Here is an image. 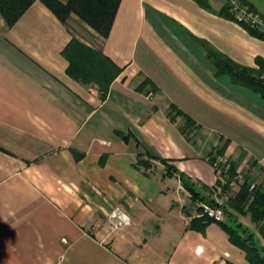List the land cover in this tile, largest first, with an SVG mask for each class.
Here are the masks:
<instances>
[{
    "label": "crops",
    "instance_id": "0c3cea01",
    "mask_svg": "<svg viewBox=\"0 0 264 264\" xmlns=\"http://www.w3.org/2000/svg\"><path fill=\"white\" fill-rule=\"evenodd\" d=\"M210 3L121 0L108 37L41 0L13 25L0 13V264H252L219 221L191 226L215 148L264 188V97L216 75L202 42L256 66L264 40Z\"/></svg>",
    "mask_w": 264,
    "mask_h": 264
},
{
    "label": "trees",
    "instance_id": "16d2710c",
    "mask_svg": "<svg viewBox=\"0 0 264 264\" xmlns=\"http://www.w3.org/2000/svg\"><path fill=\"white\" fill-rule=\"evenodd\" d=\"M36 0H0V13L8 25H13L23 15V13ZM43 1L62 21H66L72 14H77L82 20L93 27L102 36L108 37L121 0H41ZM201 6L213 10L211 0H196ZM245 2H248L244 0ZM251 4V3H250ZM252 5V4H251ZM254 8V7H253ZM255 9V8H254ZM219 13L227 18L235 19L230 10V3L225 0L224 6ZM251 34L264 40V30L252 28L243 24ZM207 48V55L216 68V75H229L233 83L246 86L264 97V58H256V66L241 64L225 53L221 52L208 41L202 40ZM80 44L73 39L71 45ZM84 46V45H82ZM69 46L64 50L68 55ZM72 71L78 75V65L71 58ZM83 80L89 81L90 74L81 72L79 75ZM176 108L172 109V111ZM177 111V110H176ZM179 112V111H177ZM218 156H224L223 148H215L210 154V162L213 163ZM237 172L232 163L227 173V183L223 185L224 191L231 189L230 182L234 179ZM217 185L221 184L217 180ZM251 181L246 177L243 183H239V189L235 194L229 195L227 201L223 204L225 216L234 219L233 224L223 220L219 221L230 235V239L242 247L250 263L264 264V246L256 231L248 227L237 219L239 214H250L251 220L257 224L259 233L264 238V188L256 184L254 189H250ZM184 185L191 193L192 202L203 201L204 196L197 191L192 184L184 180ZM214 189V188H213ZM208 204H214L215 198H209L205 201ZM197 211L202 213V207L197 206ZM214 219L201 214L195 216L191 221V226L197 229L204 228Z\"/></svg>",
    "mask_w": 264,
    "mask_h": 264
},
{
    "label": "built area",
    "instance_id": "2783aa9c",
    "mask_svg": "<svg viewBox=\"0 0 264 264\" xmlns=\"http://www.w3.org/2000/svg\"><path fill=\"white\" fill-rule=\"evenodd\" d=\"M227 1L230 3V10L236 21L246 24L252 28L264 30V18L261 17L260 14L253 12L246 6L241 5L239 0ZM207 160H210L209 156L207 157ZM212 164L215 168L217 178L220 180L221 184H216L214 187L215 203H202V213H200V215L205 214L215 221H221L225 216L223 204L227 201L229 196V191H224L223 185L227 183V173L231 162L225 156H218ZM244 180L245 178L243 176L236 174L234 179L230 182V186L233 187L239 183H243ZM255 186L256 183L252 182L250 189H254ZM108 218L112 230L123 229L132 223L131 215L121 205L114 206L110 211Z\"/></svg>",
    "mask_w": 264,
    "mask_h": 264
},
{
    "label": "rangeland",
    "instance_id": "374dc122",
    "mask_svg": "<svg viewBox=\"0 0 264 264\" xmlns=\"http://www.w3.org/2000/svg\"><path fill=\"white\" fill-rule=\"evenodd\" d=\"M246 1H248V0H246ZM239 2H240L241 5L246 6L247 8H249L250 10H252L253 12H256V13L260 14L261 17L264 18V14L261 13V12H259V11L257 10V8H255V6H254L250 1L245 2L244 0H239ZM250 3H251L252 5H251ZM253 7H254L255 9H254ZM238 189H239V185H235V186L231 187V189L229 190L228 194H229V195H233V194H235V192H237ZM192 204H193V202H192ZM193 211H194V213H195L196 215H200V213H199V211H197V209H193ZM238 216H239V219H240L241 221H243V223H244V221H247V220H248L249 223L252 224V223H251V217H250L249 214H239ZM255 227H256V226H255Z\"/></svg>",
    "mask_w": 264,
    "mask_h": 264
}]
</instances>
